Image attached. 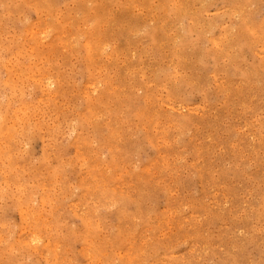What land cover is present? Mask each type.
<instances>
[{
  "label": "rangeland",
  "instance_id": "obj_1",
  "mask_svg": "<svg viewBox=\"0 0 264 264\" xmlns=\"http://www.w3.org/2000/svg\"><path fill=\"white\" fill-rule=\"evenodd\" d=\"M0 264H264V0H0Z\"/></svg>",
  "mask_w": 264,
  "mask_h": 264
}]
</instances>
